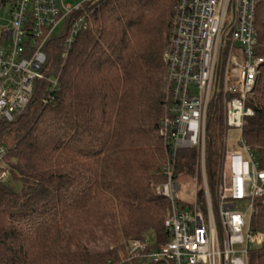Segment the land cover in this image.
Wrapping results in <instances>:
<instances>
[{
    "label": "trees",
    "instance_id": "obj_1",
    "mask_svg": "<svg viewBox=\"0 0 264 264\" xmlns=\"http://www.w3.org/2000/svg\"><path fill=\"white\" fill-rule=\"evenodd\" d=\"M17 1L0 0V8ZM179 1L104 2L65 63L54 51L51 74L60 76L53 103L41 105L44 83L27 114L0 125L10 168L0 182V264H156L129 260V245L146 241L152 252L169 241V201L155 190L165 181L163 58ZM256 29L264 58V3ZM248 104L255 115L243 138L264 170V68ZM224 133L219 103L208 124L211 188L221 174ZM180 157L182 177L195 179V152ZM252 230L264 236V212L253 216ZM250 264H264V241Z\"/></svg>",
    "mask_w": 264,
    "mask_h": 264
},
{
    "label": "built area",
    "instance_id": "obj_2",
    "mask_svg": "<svg viewBox=\"0 0 264 264\" xmlns=\"http://www.w3.org/2000/svg\"><path fill=\"white\" fill-rule=\"evenodd\" d=\"M109 0H18L2 29L0 47V125L27 114L47 83L41 105L53 103L59 74H51L54 51L65 61L78 37L88 30L96 9ZM264 0H180L173 17L166 66V99L159 134L167 163L165 181L155 193L169 201L165 229L169 241L149 252V243L129 245V260L166 264H250L252 245L262 234L252 230L253 216L264 212V170L243 138L246 119L255 112L249 100L264 68L258 56L256 15ZM64 24L58 37L54 34ZM224 109V151L215 188L208 181L206 150L212 109ZM240 134L229 149V131ZM195 152L194 188L181 199V154ZM8 148L0 145V182L10 177ZM249 201L247 216L239 203ZM239 248V249H238Z\"/></svg>",
    "mask_w": 264,
    "mask_h": 264
},
{
    "label": "rangeland",
    "instance_id": "obj_3",
    "mask_svg": "<svg viewBox=\"0 0 264 264\" xmlns=\"http://www.w3.org/2000/svg\"><path fill=\"white\" fill-rule=\"evenodd\" d=\"M85 0H67L68 4H71L73 6L79 5L81 3H83ZM10 11H11V5L7 4L6 6L0 8V35L2 32L3 27L7 24V21L10 18ZM64 24H62L57 31L55 32L54 36L58 37L60 35V33L62 32V28H63ZM36 107L33 108V110ZM239 142H240V134L236 131H229V149L233 148V147H239ZM194 179L189 177V176H181V179H179V183L180 186L182 188L181 191V199L183 201H187L189 202L191 199V192L192 189L194 188ZM16 190H18L19 192L21 191V186L18 185H14ZM250 202L249 201H244L239 203V211L243 214H245L247 216V221L250 220V215L248 214V208H249ZM150 242H153V237L149 236L148 237ZM253 249L257 248L256 245H252ZM239 249V248H238Z\"/></svg>",
    "mask_w": 264,
    "mask_h": 264
}]
</instances>
